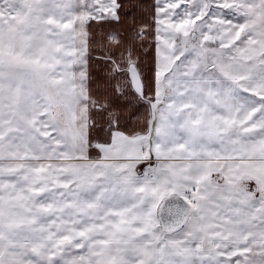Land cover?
Returning <instances> with one entry per match:
<instances>
[{
    "label": "snow or ice",
    "instance_id": "1",
    "mask_svg": "<svg viewBox=\"0 0 264 264\" xmlns=\"http://www.w3.org/2000/svg\"><path fill=\"white\" fill-rule=\"evenodd\" d=\"M0 264H264V0H0Z\"/></svg>",
    "mask_w": 264,
    "mask_h": 264
}]
</instances>
